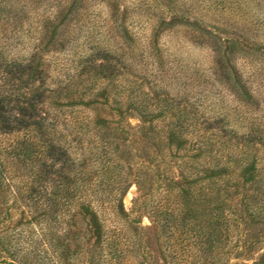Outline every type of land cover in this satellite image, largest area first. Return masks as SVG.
<instances>
[{
    "label": "trees",
    "instance_id": "trees-1",
    "mask_svg": "<svg viewBox=\"0 0 264 264\" xmlns=\"http://www.w3.org/2000/svg\"><path fill=\"white\" fill-rule=\"evenodd\" d=\"M254 1L259 11L264 0ZM13 2L0 0L1 30L18 35ZM3 31L0 194L20 196L35 214L38 264H264V131L251 116L248 82L232 71L233 97L245 100L233 109L238 133L230 110L200 117L182 99L149 95L130 79L144 82L134 75V48L120 43L111 54L85 37L63 88L37 52L7 60ZM112 76L120 84L108 119L99 114L108 101H99L98 86ZM64 89L69 97L60 99ZM132 185L126 211L122 198Z\"/></svg>",
    "mask_w": 264,
    "mask_h": 264
},
{
    "label": "rangeland",
    "instance_id": "rangeland-1",
    "mask_svg": "<svg viewBox=\"0 0 264 264\" xmlns=\"http://www.w3.org/2000/svg\"><path fill=\"white\" fill-rule=\"evenodd\" d=\"M198 1L14 0L13 7L19 15L11 23L19 34L1 30L5 24L0 22V32L7 33L1 37L11 40L4 54L9 60L25 59L37 52L43 57L48 73L64 88L73 74L67 67L86 45L85 37H90L89 47L98 45L101 51L111 54L118 53L115 49L121 43L129 50L134 48L140 68L136 74L132 73L143 77L144 82L130 79L142 85L149 95L152 92L154 98L174 102L182 99L199 111L200 117L214 110L217 113L230 110L231 131L241 133L242 124L235 121L233 109L245 100L239 99L237 103V97H233L234 90L229 85L234 80V71L242 83L248 82L246 87L253 98L249 102L252 108L248 107L259 129L264 131V6L258 7V11L256 6L252 7L254 0H228L217 5L214 0ZM222 6L227 9L218 11ZM108 65L111 70L114 66L118 69L113 62ZM118 84L119 80L112 76L98 86L99 101H108L105 114L112 113L99 114L108 119L115 117ZM68 93L64 89L60 99L69 97ZM138 119L132 117L129 122L135 125ZM260 156L264 166V149ZM10 173L13 179L20 176L16 165L10 167ZM135 193L132 185L123 196L126 211L131 208ZM21 201L20 196L10 191L0 194V264L40 261L34 243L37 219ZM142 223L149 222L143 217Z\"/></svg>",
    "mask_w": 264,
    "mask_h": 264
}]
</instances>
